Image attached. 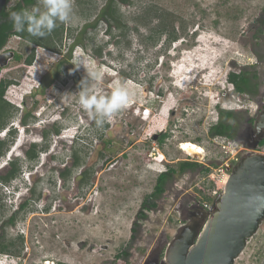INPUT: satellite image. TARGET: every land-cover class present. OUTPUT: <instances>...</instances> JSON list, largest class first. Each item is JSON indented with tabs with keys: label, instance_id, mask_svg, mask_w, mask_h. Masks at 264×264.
<instances>
[{
	"label": "rangeland",
	"instance_id": "obj_1",
	"mask_svg": "<svg viewBox=\"0 0 264 264\" xmlns=\"http://www.w3.org/2000/svg\"><path fill=\"white\" fill-rule=\"evenodd\" d=\"M115 2L118 22L100 17L107 0H75L72 21L58 24L67 29L61 52L35 47L30 66L24 60L32 46L18 37H10L1 52L21 56L6 60L1 71V78L14 83L4 93L16 109L9 122L17 124L28 112L32 118L23 134L8 139L0 159L1 165L17 157L20 166L17 179L0 187V244L9 245L0 264H160L174 239L196 234L199 218H208L234 167L248 154L264 156V146L250 148L254 124L264 113V0ZM159 16H167L168 31L173 24L175 41L159 36ZM75 37L81 45L66 62ZM251 67L259 95L234 94L228 74ZM91 72L100 79L92 80ZM84 78L90 92L110 95L119 80L131 95L102 128L79 104ZM33 88L40 94L28 96ZM218 109L237 114L235 139L209 137ZM76 130L85 133L77 141L71 139ZM186 141L201 153L180 151ZM31 143L39 152L28 161L23 151ZM182 161L200 167L174 174L159 198L150 197L158 175ZM64 169L69 176L62 177ZM262 240L255 248L248 243L241 258L254 253L256 263L264 264Z\"/></svg>",
	"mask_w": 264,
	"mask_h": 264
},
{
	"label": "water",
	"instance_id": "obj_2",
	"mask_svg": "<svg viewBox=\"0 0 264 264\" xmlns=\"http://www.w3.org/2000/svg\"><path fill=\"white\" fill-rule=\"evenodd\" d=\"M7 0H0V12ZM13 53L0 54V67ZM255 149L264 139V113L254 124ZM193 237L174 239L160 264H233L264 221V156L248 154L234 167ZM157 262V261H156Z\"/></svg>",
	"mask_w": 264,
	"mask_h": 264
},
{
	"label": "trees",
	"instance_id": "obj_3",
	"mask_svg": "<svg viewBox=\"0 0 264 264\" xmlns=\"http://www.w3.org/2000/svg\"><path fill=\"white\" fill-rule=\"evenodd\" d=\"M10 0H7V3ZM6 3V4H7ZM38 3V0H16L15 3L7 8L6 5L3 7L2 11L0 12V53L2 52L3 48L6 46L7 41L10 37L15 36L18 37L20 40L27 42L30 44L31 50L29 56L24 60V64L26 66H30L33 63L34 60V48L39 47L51 52H61L60 47L62 44V36L63 33H67V29L64 28L63 24L58 25L53 32L44 37V38H36L29 36L26 32L17 33L14 31L12 22L9 19L10 13L13 11H20L21 9H31L33 6H36ZM104 14L108 15L111 19L114 21H119L120 15L116 7L115 0H107V4L105 5L104 9L100 12V17H103ZM157 21V30L159 32V36H165V40L167 43H170L172 41H175L177 39L176 34L173 31V24L170 23V26L172 28L171 31L167 30L168 26V19L167 16H159ZM172 22V21H170ZM260 22V29L259 33L264 32V13L262 14L261 18L259 19ZM59 24V23H58ZM91 26L86 25L84 28ZM119 28V27H118ZM126 27L123 25L120 26V29H125ZM81 45L79 37H75L70 45L68 46L67 51V58L65 59L66 62H68L71 51L73 48ZM16 61L21 60L20 55H15L13 58ZM258 59H261V57L258 56ZM63 61H59L58 68H60L63 65ZM2 67H0V130L4 129L6 125L8 124V120L10 117L15 113L16 109L13 107L10 103H8L4 99V93L6 89L14 85L12 81L6 80L1 78V71ZM59 76V73L55 75V79H57ZM228 83L232 87V91L234 94L237 95H246L250 98H255L259 95V85L258 82V76L255 69L252 67L249 70L241 69L237 73H230L227 77ZM218 118L216 123L210 127L208 130V135L211 138H214V136H225L229 139H235L237 136V130H238V124L236 122V113L231 110H222L218 109ZM31 118L30 113H26L22 118V123L27 124L29 119ZM53 133L57 135L59 133V128L53 129ZM44 138L47 137V134L43 135ZM264 146V139L259 142L258 147ZM9 147V143L6 139L0 140V158L5 155ZM38 145L32 144L28 151H26V159L28 161H33L38 157ZM79 164V160L76 157L74 166H77ZM11 170L8 174L4 176H0V182L3 184H9L13 179H15L17 176H19L20 173V166L17 161H14L11 163ZM200 167L195 162H188V161H182L178 164L176 169L168 168L165 172H162L158 175L156 179V184L154 186V190L151 193L150 197L152 198H159L161 194L164 192V186L165 183L173 178V175L176 173L182 174L186 171H194L196 168ZM64 176V174H62ZM62 176V177H63ZM69 176V171L65 172V177ZM1 184V183H0ZM211 198L210 195L207 196V198H204L206 202L209 201ZM146 206L145 203H142V208ZM24 208V206H22ZM139 216L142 218H145V215L140 213ZM9 225H14L15 223V215L10 217L8 221ZM134 229L131 228V232H133ZM18 238H22L21 236ZM13 246V244H10ZM9 252V245L0 244V253L5 254Z\"/></svg>",
	"mask_w": 264,
	"mask_h": 264
},
{
	"label": "clouds",
	"instance_id": "obj_4",
	"mask_svg": "<svg viewBox=\"0 0 264 264\" xmlns=\"http://www.w3.org/2000/svg\"><path fill=\"white\" fill-rule=\"evenodd\" d=\"M38 4L42 8L33 6L30 10L21 9L10 13L9 19L15 32H26L31 37L44 38L53 32L58 23H70L73 19L75 0H38ZM88 75L92 80L100 79L98 72ZM79 88V104L93 118L97 128H102L106 119H111L131 102L129 90L119 80L110 95L90 92L86 78L80 82ZM22 100L23 98L20 99L21 102Z\"/></svg>",
	"mask_w": 264,
	"mask_h": 264
},
{
	"label": "flooded vegetation",
	"instance_id": "obj_5",
	"mask_svg": "<svg viewBox=\"0 0 264 264\" xmlns=\"http://www.w3.org/2000/svg\"><path fill=\"white\" fill-rule=\"evenodd\" d=\"M1 54V53H0ZM15 57V54L13 53V56H12V58L11 59H13ZM59 77V76H58ZM58 79V78H57ZM32 90H34L33 91V94H30V92H28L27 94H28V96H32V97H34V96H37V95H39L40 93H39V88H36V89H32ZM23 107H25L26 105H25V101H24V98H23V100H22V102L20 103ZM16 107H20V106H18V105H15ZM26 114V113H25ZM25 114H23L21 117H20V119L18 120V123L17 124H14V123H10L9 122V120L12 118V116L10 117V119L8 120V124L6 125V130L4 131V132H2L4 129H2V130H0V138H2V139H5L6 138V140L8 141V139H14V136L16 135V132H17V134L19 135V134H23L24 132H25V130H26V126H27V124H23L22 123V118H23V116L25 115ZM31 116V115H30ZM32 118V117H31ZM30 118V119H31ZM8 126V127H7ZM60 130V129H59ZM79 130V129H78ZM81 132V131H80ZM59 134V133H58ZM57 134V135H58ZM82 134V135H81ZM85 135V133L83 134L82 132L79 134V131H77L76 130V132H74V134L71 136V139H73V140H79V138H83V136ZM42 137H43V133H42ZM216 137H221V138H226V139H229V138H227V137H225V136H214V138H216ZM2 139H0V140H2ZM43 139V138H42ZM11 140H10V142L8 141V143H11ZM19 140V139H18ZM18 145L16 146V147H19V146H21V144L20 143H17ZM32 144H35V143H31V144H29L28 145V148L27 149H25V151H23V157H24V159H26V151H28L29 150V148L31 147V145ZM9 148V147H8ZM8 151V150H7ZM14 151V149L8 154L9 156H11V154H12V152ZM6 154V153H5ZM3 157V156H2ZM1 157V158H2ZM0 158V159H1ZM17 157H14L13 159H9L7 162H5V163H2L1 165H0V176H4V175H6V174H8L9 173V171L11 170V168H12V166H11V163L12 162H14V161H16L17 159H16ZM75 159H76V157H75ZM74 163H75V160L72 162V165L74 166ZM166 171V170H165ZM164 171V172H165ZM65 172H66V169H64V176L63 177H65ZM83 173H81L80 175H82ZM161 174V173H160ZM85 176V175H84ZM17 179V177L15 178V179H13L9 184H3L2 182H0L1 184V186H3V185H10L11 183H13L15 180ZM25 203V202H24ZM24 203H20V205H19V207L18 208H20L21 210H24L25 208H26V203L24 204ZM22 206H24V208H22ZM12 216H14V215H12ZM11 216V217H12ZM10 219V218H9ZM9 219H8V221H9ZM9 224V223H8Z\"/></svg>",
	"mask_w": 264,
	"mask_h": 264
},
{
	"label": "built area",
	"instance_id": "obj_6",
	"mask_svg": "<svg viewBox=\"0 0 264 264\" xmlns=\"http://www.w3.org/2000/svg\"><path fill=\"white\" fill-rule=\"evenodd\" d=\"M259 237H260L261 239H263L262 241H263V245H264V221L261 223V225H260L258 231L256 232V234H255L254 236H252V237L247 241L246 246H247L248 243L253 242V243H252V247H253V248L257 247V243H261L260 241H259V242H256L257 238H259ZM246 246H245V248H246ZM245 248H244V249H245ZM244 249H243V251L240 253V255L234 260V263H233V264H243V263H242V260H244V261L246 262L245 264H257V263H256V257L254 256V253H249L248 255H246L245 259H242V258H241V255L243 254ZM249 259H251V262H250V263H247V261H248Z\"/></svg>",
	"mask_w": 264,
	"mask_h": 264
},
{
	"label": "bare ground",
	"instance_id": "obj_7",
	"mask_svg": "<svg viewBox=\"0 0 264 264\" xmlns=\"http://www.w3.org/2000/svg\"><path fill=\"white\" fill-rule=\"evenodd\" d=\"M27 91L24 92V94H26ZM179 150L184 152L187 155H195V154H199L201 153V148L196 146L195 144L191 143V142H180L179 145Z\"/></svg>",
	"mask_w": 264,
	"mask_h": 264
}]
</instances>
